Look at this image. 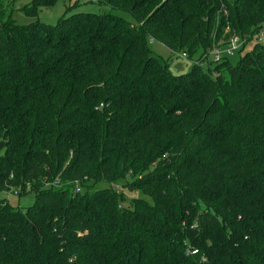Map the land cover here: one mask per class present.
<instances>
[{
  "label": "trees",
  "instance_id": "obj_1",
  "mask_svg": "<svg viewBox=\"0 0 264 264\" xmlns=\"http://www.w3.org/2000/svg\"><path fill=\"white\" fill-rule=\"evenodd\" d=\"M13 2L0 0V264H264V0H97L54 25L17 24ZM234 36L238 54L254 44L214 61ZM149 38L191 70L172 75ZM13 191L33 204L10 205Z\"/></svg>",
  "mask_w": 264,
  "mask_h": 264
},
{
  "label": "rangeland",
  "instance_id": "obj_2",
  "mask_svg": "<svg viewBox=\"0 0 264 264\" xmlns=\"http://www.w3.org/2000/svg\"><path fill=\"white\" fill-rule=\"evenodd\" d=\"M30 0H14L11 10H12V18L15 22L19 25H27L31 21L37 20L39 22L54 25L58 22V20L63 16H71L76 12H88L92 10V6L89 3V0H56L54 5L50 8L41 9L37 13V17L35 19L26 17L21 11V7L26 5L27 2ZM76 4L77 8L67 10L69 6ZM254 43L249 42L246 44L244 49L240 54L237 51L234 52L233 55L227 56V60L232 65H236L239 61V56H241L246 51H249ZM148 45L150 48L151 53L165 62L167 64L168 71L174 75L179 76L181 74H186L191 70L192 63L184 58H181V55H172V53L167 49L163 44L159 43L158 41L148 39ZM213 68V65L210 66V69ZM104 184H96L95 189L104 188ZM7 202L15 207L18 208H26L33 204L34 202V195L33 194H26L23 196L13 195L12 192L3 193ZM2 195V196H3ZM124 197L127 200V203L130 202L131 199L134 198H143L144 200L150 202V199L147 197H142V195L138 192L129 193L124 191Z\"/></svg>",
  "mask_w": 264,
  "mask_h": 264
},
{
  "label": "built area",
  "instance_id": "obj_3",
  "mask_svg": "<svg viewBox=\"0 0 264 264\" xmlns=\"http://www.w3.org/2000/svg\"><path fill=\"white\" fill-rule=\"evenodd\" d=\"M91 2H96L97 0H89ZM226 31L228 32L229 29L226 28ZM252 41L258 44H264V26H262L252 37ZM246 42V39H239L238 37L234 36L232 37L227 46L224 49H215L211 52V56L214 61H218L222 54H225L227 56H231L234 54L235 51H237L240 47L244 45ZM181 58L186 59V56L184 54L181 55ZM79 189L76 186L75 187V193H78ZM13 195H18L17 191L12 192ZM187 254L195 255L197 252L195 250L193 251H186Z\"/></svg>",
  "mask_w": 264,
  "mask_h": 264
},
{
  "label": "crops",
  "instance_id": "obj_4",
  "mask_svg": "<svg viewBox=\"0 0 264 264\" xmlns=\"http://www.w3.org/2000/svg\"><path fill=\"white\" fill-rule=\"evenodd\" d=\"M28 2H29V1H28ZM28 2H27V3H28Z\"/></svg>",
  "mask_w": 264,
  "mask_h": 264
}]
</instances>
